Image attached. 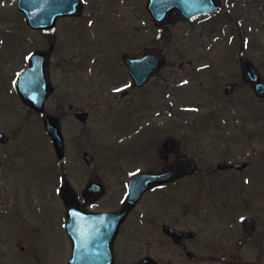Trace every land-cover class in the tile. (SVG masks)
Wrapping results in <instances>:
<instances>
[{"label":"flooded vegetation","instance_id":"1","mask_svg":"<svg viewBox=\"0 0 264 264\" xmlns=\"http://www.w3.org/2000/svg\"><path fill=\"white\" fill-rule=\"evenodd\" d=\"M70 1L76 2L77 7L79 1L82 2L80 14L61 16L52 30L34 29L51 41L49 48H30L26 52V66L29 55L36 50H42L47 51L50 58L49 67L54 81V64L86 63L87 71L89 63L95 59L97 61L103 54L106 57L108 55L107 49H102L99 43L104 37L102 19L116 11L120 14L115 24L120 47L114 46L113 51L125 76L111 77L108 87L90 90L88 96L96 98L104 94L111 97L109 101L122 98L127 100L124 121L119 122L118 113L112 114V118L108 120L110 133L114 138L110 157L114 173L121 172L129 178L137 172L164 169L163 167L174 163L182 154H186L178 117H170L166 122H157L154 119L146 121V117H142V100L138 94L150 84L140 87L133 83L127 66L122 61L125 51L122 50L124 38H121L124 36L127 40L130 32V38L135 37L139 23L152 25L159 32L157 36L162 37L164 31L174 24L215 20L218 16L228 15V0H193L198 12L210 11L218 2L221 7L219 11L200 13L191 19L183 16L190 13L189 10L176 7L172 12L162 11L158 17L160 23H157L150 8H157L165 3L171 7L174 4L171 0ZM9 2L18 6L19 0ZM178 2L181 4L182 0ZM19 14L26 21L25 15L21 12ZM77 22L87 25L95 42L86 43L83 33L77 38L69 34L70 28ZM124 30L129 31L125 34ZM152 45L164 50L157 42L148 44ZM141 48L129 52H137ZM191 63L190 61L188 64L192 65ZM184 66L185 64L181 65ZM165 68L153 78H159ZM54 97L55 95L48 97L43 112L27 106L29 115L44 117L53 111L59 116L81 108L88 111V118L91 119L92 108H87L84 104L78 105L76 98L65 100L58 94L53 108ZM173 107H170L167 114ZM177 107L175 112H178ZM206 118L216 119L211 115ZM88 123L90 121L78 123L80 133L73 136L66 124L62 127L66 141L64 169L70 183L73 181L67 166L69 160H72L71 147L80 151L82 146L97 142ZM255 131L260 135L262 133L261 129ZM28 132L32 134V145L36 148L44 147L48 152L49 178L46 180L47 176L44 174V177L35 175L33 184L25 180L22 174L24 169L18 163L19 149L27 144L23 137ZM7 133V139L0 141V238L5 234L7 239L9 232V250H20L29 261L44 264L47 262L44 254L53 251L52 240L57 241L55 236L61 232V209H65L66 221L68 217L67 205L57 184L54 142L46 129ZM168 138L174 139L173 146H167L169 149L164 151L163 143ZM258 141V138L256 142L247 141L248 148L243 150L242 155L237 154L238 150L231 151L233 140L225 141L226 145L220 147L218 157H212L215 148L211 146L207 149V155L210 156L208 158L186 154L194 158L195 170L188 175H180L167 183L153 186L144 193L121 223L117 236L111 243L115 257L113 264H264V146ZM234 143L239 144V141L235 140ZM73 156L77 157L76 154ZM82 157L86 165L92 166L95 162V156L89 151H84ZM100 162L99 159V167ZM94 177L103 182V187L101 186V193H97L99 197L92 200L95 195L86 198L84 187ZM102 177L103 174L95 169L84 186L77 187L72 183L83 209L106 212L117 210L123 204L129 180H121L118 174L119 182L109 185ZM47 186L50 187L49 190ZM106 198L112 205L103 207ZM83 221L85 220L82 219L81 222ZM94 227L103 230L109 228L98 224ZM65 231L69 240V257L59 264H66L75 250L67 227ZM46 233L51 239L41 237ZM77 247L82 257L90 254L87 243H81Z\"/></svg>","mask_w":264,"mask_h":264},{"label":"rangeland","instance_id":"2","mask_svg":"<svg viewBox=\"0 0 264 264\" xmlns=\"http://www.w3.org/2000/svg\"><path fill=\"white\" fill-rule=\"evenodd\" d=\"M0 1V130L7 133L44 129L42 118L27 114L29 110H26L22 104L14 84L15 78L26 67V52L30 50L29 47L32 50L36 47L49 48L51 40L43 33L33 32L26 25L24 18L18 12L17 4L10 3L9 0ZM228 2L230 6L228 15L218 16L215 20L174 24L165 29L162 37L157 36L159 32L152 25L145 24V26L139 23L140 27L136 30L135 37L131 39L130 32L129 37L126 35L127 40L124 36L121 38H124L123 51L137 50L143 45L156 44V42L167 51L169 63L163 73L138 94L143 106L140 112L143 118L146 117V121L154 119L157 122H166L170 117L177 116L185 153L196 154L202 158L210 157L207 155L209 146L215 148V152L212 150L214 152L212 157H218V151L220 147L226 145V140H233L231 151L238 150L237 154L240 155L248 148L247 141L256 142L258 138L260 140L258 143L264 146V100H258L250 86L243 83L239 68V57L245 56L251 58L264 73V0H228ZM119 16L120 14L113 11L102 19L104 37L99 43L102 49H107V57L103 54L97 61L95 59L89 63L90 67L87 71H85L86 63L54 64L56 93L53 98V108L58 94L65 100L76 98L78 105L84 104L87 108H92L88 127L93 129L97 142L82 146L80 151L71 147L72 160L71 162L69 160L67 166L72 183L77 187L84 186L95 169L103 174L102 178L109 185L119 182L118 174L121 180L126 179L123 173L117 174L112 170L110 157L114 138L111 136L108 120L111 119L112 114L119 112L117 117H125L127 100L122 98L109 101L111 97L104 94L96 98L88 96L90 90L108 87L112 81L111 77L125 76L123 67L118 63L116 53L113 51L114 46L120 47L115 32V24ZM89 30L87 25L77 22L70 28L69 34L77 38L83 33L85 42L89 43L94 41V36ZM128 31L124 30L125 34ZM189 61L192 65L188 64ZM182 62H185L184 67H180ZM202 66L207 68L200 69ZM185 78L191 83L186 84ZM228 81L240 82L237 91L229 97L223 91ZM146 99L147 103H145ZM169 106L174 107L167 114L168 110L164 111V109ZM176 106L178 112L174 111ZM50 107H52L51 102ZM210 115L216 119L207 120L206 117ZM64 119L70 132L72 131V136L80 133L79 121L74 117L73 112L66 114ZM256 129H261L262 136L255 131ZM31 135L28 132L23 137L27 144L19 149L18 163L24 169L22 174L25 180L33 184L35 175L41 177L44 174L48 180L49 163L48 152L44 147L36 148L32 145ZM235 140H238L239 144L234 143ZM84 151H89L95 156L92 166L86 165L83 161ZM55 160L56 172L60 174V177L58 176L60 179L63 169L56 154ZM57 184H59L58 180ZM40 186L42 187V184ZM49 189L50 187L47 186V190ZM103 203V207L112 205L108 202V198ZM60 215L61 232L55 236L58 238L57 241L52 240L53 251L44 254L47 260L44 264L55 262L59 264L69 257L65 209H61ZM8 237L9 232L7 239ZM41 237L51 239L48 233ZM6 241L0 240L2 253L0 264H42L24 258V253L20 250H9Z\"/></svg>","mask_w":264,"mask_h":264},{"label":"water","instance_id":"3","mask_svg":"<svg viewBox=\"0 0 264 264\" xmlns=\"http://www.w3.org/2000/svg\"><path fill=\"white\" fill-rule=\"evenodd\" d=\"M74 2L70 0H20L19 7L25 12L29 25L41 29L52 28L55 26L57 18L61 15L72 13ZM194 6V5H193ZM193 6L187 5V8L193 10ZM196 12L193 10L190 16H193ZM42 52H37L31 61V67L34 70H40L33 81H28L26 78L29 74V70H25L20 76L17 84V89L26 102L37 110H41L46 101V97L53 90L51 79L48 71V60L40 55ZM124 61L128 65L129 74L133 77L134 83L137 85H143L148 79L159 70L163 64H165V55L161 51L155 48L145 47L141 49L138 55L125 54ZM241 69L243 79L251 84L258 96H264V76L256 68L254 63L248 58L241 59ZM37 79V80H36ZM235 84L230 83L226 87V91L232 92ZM82 114L83 119H87V113L82 111L78 112ZM46 126L50 131L53 140L55 141L56 150L59 156H63L64 141L62 138V130L60 120L52 115L45 118ZM7 136L0 132V139H6ZM172 143L169 139L165 143V147L168 143ZM191 159L182 156L178 161L164 170L155 172L147 171L136 174L130 180L128 193L124 199L123 208L116 212H89L83 211L78 204V201L71 199L74 191H72L70 183L64 178L62 181L61 194L65 198L68 204V213L71 220L68 222V230L70 235L74 239V245L76 250L73 254V258L68 264H112L113 256L111 252L112 241L116 237L121 222L126 218L129 211L138 203V199L148 189V187L154 186L160 182L169 181L175 177H178L180 173H189L194 167L192 164H188ZM183 162V164H182ZM98 184L96 182L90 183L85 189V196L88 198L91 195L97 194ZM80 219H87L85 222H81ZM109 226L108 229L95 228L96 225ZM85 225L93 227V229L81 230ZM83 227V228H85ZM108 241V243H107ZM81 243H87V250L90 254L86 257H82L78 252L77 245ZM105 244V245H104ZM87 253V251H86ZM86 258V259H85ZM87 260V261H86ZM84 261V263H83Z\"/></svg>","mask_w":264,"mask_h":264},{"label":"snow or ice","instance_id":"4","mask_svg":"<svg viewBox=\"0 0 264 264\" xmlns=\"http://www.w3.org/2000/svg\"><path fill=\"white\" fill-rule=\"evenodd\" d=\"M243 219V218H242Z\"/></svg>","mask_w":264,"mask_h":264}]
</instances>
